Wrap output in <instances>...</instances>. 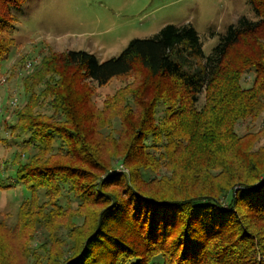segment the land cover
<instances>
[{
    "label": "trees",
    "instance_id": "16d2710c",
    "mask_svg": "<svg viewBox=\"0 0 264 264\" xmlns=\"http://www.w3.org/2000/svg\"><path fill=\"white\" fill-rule=\"evenodd\" d=\"M26 1L0 0V77ZM250 5L209 55L169 24L104 62L29 68L5 129L29 196L0 221V264H264V0Z\"/></svg>",
    "mask_w": 264,
    "mask_h": 264
},
{
    "label": "rangeland",
    "instance_id": "374dc122",
    "mask_svg": "<svg viewBox=\"0 0 264 264\" xmlns=\"http://www.w3.org/2000/svg\"><path fill=\"white\" fill-rule=\"evenodd\" d=\"M242 16L256 19L250 0H27L18 14L16 45L3 62L0 77V115L6 117L1 120L0 116V181L11 186L0 191V221L14 225L21 203L29 196L16 183L14 161L16 153L22 154V161L29 153L23 154L22 139L8 135L5 129L15 110L22 108L24 78L45 56L86 51L104 62L120 55L133 39L152 37L169 24L193 26L209 55L220 34ZM252 81L253 73L242 84L250 86ZM124 82L115 79L107 87L94 86L97 106Z\"/></svg>",
    "mask_w": 264,
    "mask_h": 264
},
{
    "label": "built area",
    "instance_id": "2783aa9c",
    "mask_svg": "<svg viewBox=\"0 0 264 264\" xmlns=\"http://www.w3.org/2000/svg\"><path fill=\"white\" fill-rule=\"evenodd\" d=\"M31 66H32V64H31V63H29V64H28V68H30Z\"/></svg>",
    "mask_w": 264,
    "mask_h": 264
}]
</instances>
